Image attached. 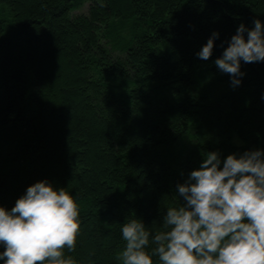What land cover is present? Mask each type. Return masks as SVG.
Instances as JSON below:
<instances>
[{
	"label": "trees",
	"instance_id": "obj_1",
	"mask_svg": "<svg viewBox=\"0 0 264 264\" xmlns=\"http://www.w3.org/2000/svg\"><path fill=\"white\" fill-rule=\"evenodd\" d=\"M256 19L264 0H0V207L65 188L81 206L66 255L121 264L122 224L158 230L206 153L264 152V62L241 61L235 88L214 64Z\"/></svg>",
	"mask_w": 264,
	"mask_h": 264
},
{
	"label": "clouds",
	"instance_id": "obj_2",
	"mask_svg": "<svg viewBox=\"0 0 264 264\" xmlns=\"http://www.w3.org/2000/svg\"><path fill=\"white\" fill-rule=\"evenodd\" d=\"M246 34V35H245ZM219 33L214 31L197 53L207 61ZM244 63L264 62V23L240 24L214 61L230 76L233 88L245 75ZM222 165V166H221ZM183 203L167 207L158 230L139 218L122 224L121 264H264V152L205 154L184 183L177 184ZM80 204L65 188L42 180L8 210L0 207V260L4 264H76ZM155 258V259H154Z\"/></svg>",
	"mask_w": 264,
	"mask_h": 264
},
{
	"label": "rangeland",
	"instance_id": "obj_3",
	"mask_svg": "<svg viewBox=\"0 0 264 264\" xmlns=\"http://www.w3.org/2000/svg\"><path fill=\"white\" fill-rule=\"evenodd\" d=\"M86 7H87V6H84V7L81 9V11H82V12H85V11H86ZM232 140H233V142H234L235 144H240V143H241L240 140L237 138V136H236L235 134H233V138H232Z\"/></svg>",
	"mask_w": 264,
	"mask_h": 264
}]
</instances>
